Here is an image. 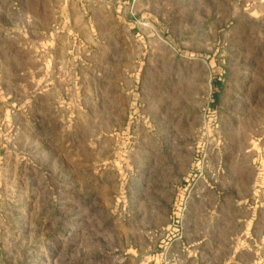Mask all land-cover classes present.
<instances>
[{"label": "rangeland", "instance_id": "rangeland-1", "mask_svg": "<svg viewBox=\"0 0 264 264\" xmlns=\"http://www.w3.org/2000/svg\"><path fill=\"white\" fill-rule=\"evenodd\" d=\"M256 235L264 0H0V264H214Z\"/></svg>", "mask_w": 264, "mask_h": 264}, {"label": "crops", "instance_id": "crops-1", "mask_svg": "<svg viewBox=\"0 0 264 264\" xmlns=\"http://www.w3.org/2000/svg\"><path fill=\"white\" fill-rule=\"evenodd\" d=\"M199 239L201 238L199 237ZM210 242L216 244L217 240L211 239ZM263 244V237L257 235L242 236L238 238V241L236 242V245H240V249H235V251L232 252L230 256H226L224 258L216 255V258L213 259V262L214 264H262L264 257V249L262 247ZM246 255L249 257L245 258Z\"/></svg>", "mask_w": 264, "mask_h": 264}]
</instances>
